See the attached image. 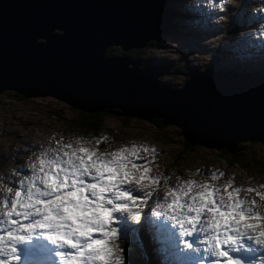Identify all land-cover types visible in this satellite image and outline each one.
Listing matches in <instances>:
<instances>
[{
  "label": "water",
  "instance_id": "water-1",
  "mask_svg": "<svg viewBox=\"0 0 264 264\" xmlns=\"http://www.w3.org/2000/svg\"><path fill=\"white\" fill-rule=\"evenodd\" d=\"M168 0H0V94L52 96L75 110L147 119L180 129L192 145L237 152L264 146V74L185 73L162 83L150 63L123 55L172 24ZM118 47L120 56L106 53Z\"/></svg>",
  "mask_w": 264,
  "mask_h": 264
},
{
  "label": "snow or ice",
  "instance_id": "snow-or-ice-1",
  "mask_svg": "<svg viewBox=\"0 0 264 264\" xmlns=\"http://www.w3.org/2000/svg\"><path fill=\"white\" fill-rule=\"evenodd\" d=\"M227 3L220 0V10ZM77 140L75 145L58 141L56 147L34 153L26 170L15 173L19 179L4 186L8 191L0 193V264H21L20 246L40 237L56 245L58 264H125L116 255L117 249L123 251L117 244L122 218L140 223L150 202L155 203L152 216L168 222L158 226L160 239L170 243L169 226L184 238L197 234L196 250L214 258L211 264H244L230 252L239 251L245 239L264 250V216L254 210L255 201L239 196L242 189L231 180L217 186L188 179L169 186L160 197L155 188L146 191L160 178L137 163L143 159L141 152L156 149L132 142L131 147L104 152L91 139ZM94 142L98 146L101 140ZM218 178L213 171L206 180ZM258 194L264 200V194ZM254 264H264V255Z\"/></svg>",
  "mask_w": 264,
  "mask_h": 264
},
{
  "label": "rangeland",
  "instance_id": "rangeland-1",
  "mask_svg": "<svg viewBox=\"0 0 264 264\" xmlns=\"http://www.w3.org/2000/svg\"><path fill=\"white\" fill-rule=\"evenodd\" d=\"M178 1L174 0L175 8L167 7L172 9V24L168 32L155 43L140 50L128 51L126 55L138 58L137 60L145 65L150 63L155 67H163L155 69L161 74L158 79L171 88L183 86L185 73L201 69L200 67L207 68L213 64L218 70L234 68L238 60L232 62L230 54L242 60L241 64L245 68L243 72H251L248 69L256 68L254 63L259 57L255 56L258 55L255 52L262 53L263 50L253 49L249 44L250 35L245 30L244 22L252 16L248 4L257 3L258 0H248V3H242L243 0H231L221 15L212 13L211 16L204 15L202 0H182L180 5ZM181 7H186L187 10H180ZM175 11L179 15H174ZM195 15H198V19ZM200 20L205 21L204 26L200 25ZM183 33H189L190 37L187 40L175 37V34ZM166 46L167 49L164 48ZM197 48L205 52H197ZM107 51L114 55L118 53L119 48L111 46ZM224 57L227 59H223ZM173 66H178V70H169ZM74 116H77V111L52 96L21 99L13 92L0 94V183L11 180L9 174L14 173L12 169L22 160L29 158L30 148L56 144L55 139L76 141L81 138L80 133L76 131L78 127L71 124ZM102 133L104 146H128L135 142L137 145L156 149L155 153L141 152L140 156L143 158V164L151 169L149 175L159 177L162 184H168L174 176L180 175L206 179L215 171L222 182L231 180L239 183L244 192L251 188L254 190L250 192L252 196H255L256 191L264 194V174L258 173L262 170L260 166H253L255 172L249 174L238 166L229 167L225 154L217 148L195 145L191 146V150H187L180 129L176 126L166 125L159 129L147 118L119 117L109 113ZM256 144L240 141L239 146L246 149L238 151L245 152L242 157L264 160V149ZM183 154L185 158H178ZM175 156L177 157L174 159ZM220 172H224V175L219 176ZM257 198L259 199V194ZM261 209L264 210V202ZM127 237L128 235L121 233V238ZM141 243L142 241L136 239L129 251L130 257L123 255L125 264H140V259H145Z\"/></svg>",
  "mask_w": 264,
  "mask_h": 264
},
{
  "label": "trees",
  "instance_id": "trees-1",
  "mask_svg": "<svg viewBox=\"0 0 264 264\" xmlns=\"http://www.w3.org/2000/svg\"><path fill=\"white\" fill-rule=\"evenodd\" d=\"M167 7L175 8L174 7V0L170 3H167ZM230 34H231V32L228 33V35H230ZM152 43H155V41H152L150 43V45ZM106 54L109 56H113L112 54L110 55V53H108V52ZM124 55H126V53ZM126 56H128V55H126ZM128 57L132 58V56H128ZM136 59H138V58H136ZM260 64L261 63H255L254 65L256 68H254V70L259 75H263L264 74V67L261 66ZM178 68H179L178 66H173L172 68H169V70H178ZM200 68H202V67H200ZM15 95L17 97L23 99V97L21 95H18V94H15ZM73 110H75V109H73ZM75 111H77V116L76 117L74 116L75 118L72 117L71 124H74L76 127H78L80 129L79 130L78 128L75 127L76 131L78 133H80V135H82L83 137H87V138H90V137L99 138L103 135L102 131L104 130L105 120H106V117L108 115L106 112H84V111H80V110H75ZM122 117H128V116H122ZM128 118H130V117H128ZM123 119H127V118H123ZM127 120H129V119H127ZM151 122L156 127H158L159 129H163L164 126H166L163 124L162 119H160V118H154ZM126 124L127 123L125 122V125ZM183 142H184V147L187 150H191L192 149L191 146H195V145L199 146L197 144L192 145L190 143H187L184 140H183ZM256 143H258V142H251V144H253V145ZM256 145H259L264 149V146L262 144H256ZM100 146L102 148L108 147V146L105 147L102 143L100 144ZM219 150L223 154H225L226 159L228 160L227 164L229 165V167L238 166L240 169H242L245 172L250 174V173L255 172V170H253V166L258 165L262 168V170L258 171V173L264 174V160L255 159V158L249 157V156L242 157L245 154L244 151H242V153H239V151L232 153V152L224 150V149H219ZM176 157L177 156H175L174 159ZM178 158H185V155L184 154L179 155ZM233 184H237V183H233ZM263 202H264V200H260V204H262ZM143 236L145 237V240H147L146 234L145 235L143 234ZM129 247L130 246L127 244L124 245V250H125L124 252L127 254H128ZM145 248L146 249L151 248V244L149 243V241H145ZM148 264H156V262L153 260V258H150Z\"/></svg>",
  "mask_w": 264,
  "mask_h": 264
},
{
  "label": "clouds",
  "instance_id": "clouds-1",
  "mask_svg": "<svg viewBox=\"0 0 264 264\" xmlns=\"http://www.w3.org/2000/svg\"><path fill=\"white\" fill-rule=\"evenodd\" d=\"M231 2V0H228V3H230ZM222 11L224 10V9H221ZM174 14V13H173ZM175 15V14H174ZM179 15V14H178ZM173 25H175V23L173 24ZM162 37V36H161ZM156 42V41H155ZM255 56H257V57H259V60H257L255 63H261L260 65H263L264 64V53H262V54H258V55H255ZM254 63V64H255ZM213 65V64H212ZM203 68H205V67H203ZM215 68V67H214ZM216 69V68H215ZM216 70H218V69H216ZM221 70V69H220ZM187 78V77H186ZM183 137V136H182ZM75 143H78V140H76L75 141ZM0 191H3V192H7L8 191V189H6L4 186H0ZM64 211L65 212H67L68 210L67 209H64ZM49 217H51V213H49ZM73 232H76V233H78V229H73ZM92 249H90V251H91ZM116 255L117 256H120L121 258H122V255H121V252L117 249V251H116Z\"/></svg>",
  "mask_w": 264,
  "mask_h": 264
},
{
  "label": "bare ground",
  "instance_id": "bare-ground-1",
  "mask_svg": "<svg viewBox=\"0 0 264 264\" xmlns=\"http://www.w3.org/2000/svg\"><path fill=\"white\" fill-rule=\"evenodd\" d=\"M171 0H168L167 1V3H169ZM187 1H190V0H187ZM248 2H250V1H248V0H243L242 1V3H248ZM232 12H234L233 11V8H232ZM201 21V23H200V25L201 26H204V24H205V21H203V20H200ZM189 33H183V34H175L176 36V38H182L183 40H187L188 39V37H190L189 35H188ZM192 36H193V34H192ZM238 38H239V36H238ZM163 46V45H162ZM167 47L168 46H166V47H164L165 49H167ZM194 50V49H193ZM192 50V51H193ZM197 52L198 51H201V52H205L204 50H202V49H199V48H197V50H196ZM240 54V56L242 55L241 53H239ZM217 59H219V58H217ZM152 66V65H151ZM154 69H159V68H163V67H155V66H152ZM29 99V98H28ZM151 120V119H150ZM153 120V119H152ZM151 120V121H152ZM145 235V234H144ZM145 241H148V240H145Z\"/></svg>",
  "mask_w": 264,
  "mask_h": 264
},
{
  "label": "flooded vegetation",
  "instance_id": "flooded-vegetation-1",
  "mask_svg": "<svg viewBox=\"0 0 264 264\" xmlns=\"http://www.w3.org/2000/svg\"><path fill=\"white\" fill-rule=\"evenodd\" d=\"M112 53H110V55H111ZM123 53L120 51V49H119V51H118V53H116V54H112L113 56H120V55H122ZM126 56V55H125ZM128 57V56H127ZM130 59H136V58H131V57H129ZM223 59H227V57H224Z\"/></svg>",
  "mask_w": 264,
  "mask_h": 264
}]
</instances>
